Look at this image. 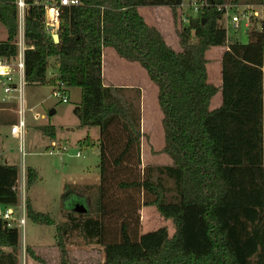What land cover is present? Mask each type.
<instances>
[{
  "label": "trees",
  "instance_id": "16d2710c",
  "mask_svg": "<svg viewBox=\"0 0 264 264\" xmlns=\"http://www.w3.org/2000/svg\"><path fill=\"white\" fill-rule=\"evenodd\" d=\"M36 1L27 0V86L47 85L49 59L56 58L58 75L50 84L62 82L68 90L81 89V102L73 113L82 127H98L101 136L102 185L94 208L76 213L80 196L65 185L66 221L57 224L26 200L30 221L56 226L62 264H69L67 243L75 232L86 245L104 248V264H264V10L260 30L248 32V44H228L227 30L220 24L222 13L216 8L199 10L179 31L182 50L176 51L138 9L169 7L177 17L184 0H78V6L62 9L59 43L46 29L45 9ZM210 1L264 5V0ZM0 25L8 34L0 42V56L13 58L18 11L12 0H0ZM215 47H227L221 61V87L210 83L208 76L207 53ZM105 48L139 64L157 86L163 152L172 161L147 166L143 178L130 170L117 186L109 173L141 166L143 134L139 109L121 97L124 88L104 83ZM219 93L221 105L212 109ZM40 130L56 139L53 126ZM91 141L87 137L80 144L94 147ZM19 174V167L0 164V204L17 201ZM38 180L39 173L28 168L27 187ZM112 187L138 197L129 194L130 202L118 204L109 214L112 200L107 195ZM130 203H135L134 209ZM140 207H155L172 222L174 234L170 236L167 227L140 234ZM129 209L136 216L122 217ZM109 215L124 219L115 235L107 229ZM18 232L0 219V264H20L18 240L11 238ZM7 247L10 252L3 250ZM27 253L40 261L32 248Z\"/></svg>",
  "mask_w": 264,
  "mask_h": 264
},
{
  "label": "rangeland",
  "instance_id": "374dc122",
  "mask_svg": "<svg viewBox=\"0 0 264 264\" xmlns=\"http://www.w3.org/2000/svg\"><path fill=\"white\" fill-rule=\"evenodd\" d=\"M251 1L243 0L246 3H252ZM196 14L197 12L190 7L189 0H184V6L177 10V17L174 16L171 9L165 8L154 15L147 14V18L144 17V19H147L151 26L157 23L160 33L164 36L168 45L176 51H181L178 33L182 30L183 25H188L189 19L195 17ZM244 23V21H241L240 26L238 25L239 28H236L231 21L227 24L226 21L220 22L224 28H228V44L234 42L249 43L248 29L245 28ZM258 23V19H253L249 32L260 30V24ZM51 33L53 35L57 34V30ZM7 38V29L0 25V42L6 41ZM196 42L197 40L194 38L193 43ZM223 48H212L207 53L209 82L217 87L222 85L221 53L225 52ZM103 59L105 61V70L103 71L105 85L113 88L119 85L122 86L118 87L124 88L121 97L133 104L136 109H139L141 115V131L143 134L141 139V166L137 169L136 167H133L134 169L126 167L123 170L110 172L108 177L117 186L119 181L128 178L130 170H133L134 175L137 174L136 176L141 174L143 178L144 169L147 166L169 165L172 161L163 152L165 146L162 124L163 114L158 105L157 86L150 80L139 64H130L123 59H119L114 52L108 49L105 50ZM115 60L118 61V66ZM58 66L59 63L56 58L49 59L48 84L44 86L34 84L26 88L27 135L23 150L20 149L18 140L5 139L10 134L8 119L10 118V121L16 123L18 110L17 104L14 103L13 99L8 104L2 103V98L5 95L0 89V103L4 107L0 105V108L4 109L0 112V137L5 140L6 149L9 152L7 154L9 163L18 166L20 169L17 183L18 199H16L17 201L14 204L18 206L24 204L26 206V200L30 199L36 211L49 214L57 224H60L66 221L64 215L66 211L63 205V197L66 193L65 185L76 189L77 195L80 196L78 201L83 202L86 207L94 208L95 200L99 196V187L102 185V177L99 168L101 136L94 142L90 135L95 138L93 135L95 131L89 132L98 130L96 132L100 133V130L98 127H82L73 113L74 108L81 102V89L72 88L68 90V103H62L60 99L55 98L52 94L57 84L51 85L50 81L58 75ZM108 72L114 76V80L109 79ZM124 86L131 87L126 89L127 87ZM221 101V93H219L213 99L211 108L219 107ZM53 110L55 113L51 115ZM37 115L39 116L38 119H36ZM42 126H53L57 133L58 143L69 147V157H65L64 162H60L58 156H49L47 154L51 143L48 137L40 130ZM68 129L73 131H68ZM87 137H90L94 147H88V143H85V145L80 144ZM94 148H97L99 152L95 153ZM76 151H81V158L71 157ZM23 153H25L24 156ZM72 166H76L77 169ZM28 168H33L39 173V180L30 189L26 184L22 187L23 172H25L26 183ZM84 168L86 170L84 172H89L87 181L78 183V185L71 184L74 176L70 175V170L78 171ZM129 194L135 198L138 197L135 192H129ZM129 194L117 189V187H112L108 190L107 199L109 201L112 200L109 214H114V207L119 206L118 204L129 203ZM132 207L134 209L135 203L131 204ZM133 211L131 213V209H129L122 217H127L131 214L136 216ZM15 212L16 215H19L18 208H16ZM137 214L139 216L137 228L140 234L156 231L162 227L168 228L170 236L174 234L175 228L172 222L162 218L155 207H140ZM115 215L120 216V214ZM119 216L109 215L107 219L106 225L111 235L117 233L121 222L124 220ZM56 235V226L38 225L28 220L24 234L20 230L11 236L12 240H18L16 244L19 247L20 264H62ZM28 247L32 248L34 254L40 258V261L31 258L27 253ZM67 249L69 252V264H104L105 262L104 248L96 244L86 245L77 232L73 233L69 238Z\"/></svg>",
  "mask_w": 264,
  "mask_h": 264
},
{
  "label": "built area",
  "instance_id": "2783aa9c",
  "mask_svg": "<svg viewBox=\"0 0 264 264\" xmlns=\"http://www.w3.org/2000/svg\"><path fill=\"white\" fill-rule=\"evenodd\" d=\"M18 11V35L15 41L17 46V55L13 58L0 56V89L3 91L6 98L10 101L13 99L17 104L18 120L11 127V134L19 141L20 149H24V144L27 135V120H26V40H25V22L28 11L27 0H12ZM35 5L43 6L45 9V26L49 32L58 31L60 24V16L63 7L78 6V0H37ZM189 5L195 12L206 8H216L222 13L220 22L230 21L237 28L241 21H244V26L250 31L253 19L259 21L261 26L263 20L264 5L261 4H239V3H224L214 4L210 0H189ZM184 6V1L181 7ZM240 26V25H239ZM239 28V27H238ZM228 28L226 27V30ZM52 94L55 98L60 99L62 103H68V88L62 82H57ZM38 115L36 119H38ZM67 147L55 148V145L50 147L47 154L49 156H63L67 153ZM25 153H23V156ZM81 152H77L76 157H81ZM25 172L22 177V187L25 186ZM19 215L12 208H3L0 204V219L7 223L10 229L16 228L22 230L24 234L27 214L24 204L18 207Z\"/></svg>",
  "mask_w": 264,
  "mask_h": 264
},
{
  "label": "crops",
  "instance_id": "0c3cea01",
  "mask_svg": "<svg viewBox=\"0 0 264 264\" xmlns=\"http://www.w3.org/2000/svg\"><path fill=\"white\" fill-rule=\"evenodd\" d=\"M165 8H167V9H170L169 7H140L138 10H139V13L143 16V17H145V18H147L146 16H147V14H156V13H159V11L161 10V9H165ZM146 22L148 23V21H147V19H146ZM149 24V23H148ZM152 26H154V27H156L157 29H158V31H160V29H159V25L157 24V23H155V24H153ZM216 49H222L223 47H215ZM106 49H108L109 51H112V52H114L112 49H110V48H105L104 49V51H103V57H105V50ZM224 49V51H226L227 50V48L226 47H224L223 48ZM217 53V52H216ZM223 53L224 52H222L221 53V58H222V56H223ZM114 54L115 55H117L115 52H114ZM118 56V55H117ZM118 58L119 59H122V58H120L119 56H118ZM104 60V59H103ZM124 60V59H123ZM126 61V60H125ZM115 62L117 63V66H118V61L117 60H115ZM128 63H130V62H128ZM130 64H137V63H130ZM103 71L105 70V61H103ZM140 66V65H139ZM141 67V66H140ZM142 68V67H141ZM143 69V68H142ZM144 70V69H143ZM145 71V70H144ZM146 72V71H145ZM108 76H109V79H111V80H114V76H112V74L111 73H109L108 72ZM120 86V85H119ZM118 86V87H119ZM117 87V88H118ZM120 87H122V86H120ZM124 87H127L126 89H130V87L131 86H124ZM72 89V88H71ZM10 101L8 100V99H6L5 98V96H3V98H2V103H6V104H8ZM2 103H0V105L3 107V104ZM0 108V112L1 111H3L4 109V107L3 108ZM142 109H143V107H142ZM145 110V109H144ZM143 110V111H144ZM144 118V117H143ZM9 120V126L8 127H10V134H9V136H7L8 138H5V139H9V138H12V139H16V138H14L13 136H12V134H11V127L13 126V122L12 121H10V118L8 119ZM144 120V119H143ZM68 131H73L72 129H68ZM92 131H95V134H93L94 136H95V138L94 137H92L91 135H90V137H91V139H93L94 140V142H96L97 141V139H99V137H100V133L99 132H96V131H98V130H91V131H89L90 133L92 132ZM49 139V138H48ZM17 140V139H16ZM50 140V147H52L53 145H55V148H60V147H67L68 148V151H67V153H65V155H63V156H58V158L60 159V162H64V158L65 157H69L68 155H69V152H70V150H69V147L68 146H65V145H62V144H60V143H58V141H57V133H56V139H54V140H51V139H49ZM49 147V148H50ZM96 147V146H95ZM48 148V149H49ZM95 149V153H98L99 152V150L97 149V148H94ZM93 150V149H92ZM77 152H81V151H76V153L75 154H73V155H71V157H76V154H77ZM9 152L7 151V149H6V143H5V140L3 139V138H1L0 137V164H3V165H8V166H15V165H13V164H11V163H9V161H8V159H7V154H8ZM82 154V153H81ZM81 157H82V155H81ZM81 157H79V158H81ZM77 158V157H76ZM18 167V166H17ZM72 167H76V166H72ZM76 169H77V167H76ZM20 170V169H19ZM84 171H86L85 170V168L84 169H82V170H78V171H72V169L70 170V172H71V176H74L73 177V180H72V183L71 184H73V185H78V183H83L84 181H87V178H88V173L89 172H84ZM26 177V176H25ZM26 180V179H25ZM26 184V183H25ZM1 202V201H0ZM12 201H10V202H5V203H8V204H1L2 205V207L3 208H12L14 211L16 210V208L18 207V205L17 204H14V203H11ZM10 203V204H9ZM31 203H32V206H33V202L31 201ZM17 205V206H16ZM34 208V207H33ZM34 210H35V208H34ZM29 220V219H28ZM27 220V221H28ZM27 221H26V224H27ZM65 221V220H64ZM18 231H20V230H18ZM4 251H6V252H10L11 251V248L10 247H7V248H4L3 249Z\"/></svg>",
  "mask_w": 264,
  "mask_h": 264
},
{
  "label": "water",
  "instance_id": "95a60500",
  "mask_svg": "<svg viewBox=\"0 0 264 264\" xmlns=\"http://www.w3.org/2000/svg\"><path fill=\"white\" fill-rule=\"evenodd\" d=\"M53 39H54L55 43H59L60 42V37H59L58 34H54L53 35ZM54 113H55V111L53 110L51 112V115H53ZM74 211L76 213H78V214H86L88 212L86 206L83 203H81V202L75 204Z\"/></svg>",
  "mask_w": 264,
  "mask_h": 264
}]
</instances>
